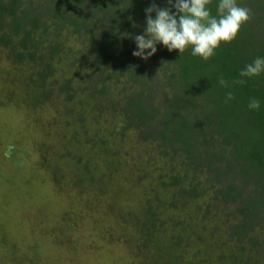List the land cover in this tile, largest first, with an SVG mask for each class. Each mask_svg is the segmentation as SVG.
I'll return each instance as SVG.
<instances>
[{
  "label": "trees",
  "instance_id": "1",
  "mask_svg": "<svg viewBox=\"0 0 264 264\" xmlns=\"http://www.w3.org/2000/svg\"><path fill=\"white\" fill-rule=\"evenodd\" d=\"M153 4L169 7L0 0L7 73L29 111L53 103L60 158L74 168L43 161L69 186L95 188L138 264H264V73L240 76L264 58V0H237L251 18L208 61L162 44L133 56Z\"/></svg>",
  "mask_w": 264,
  "mask_h": 264
},
{
  "label": "rangeland",
  "instance_id": "2",
  "mask_svg": "<svg viewBox=\"0 0 264 264\" xmlns=\"http://www.w3.org/2000/svg\"><path fill=\"white\" fill-rule=\"evenodd\" d=\"M12 68L0 49V264H138L95 188L64 182L60 174L74 165L60 158L56 108L29 111ZM45 154L60 173L46 167ZM105 164L97 162L100 172Z\"/></svg>",
  "mask_w": 264,
  "mask_h": 264
},
{
  "label": "clouds",
  "instance_id": "3",
  "mask_svg": "<svg viewBox=\"0 0 264 264\" xmlns=\"http://www.w3.org/2000/svg\"><path fill=\"white\" fill-rule=\"evenodd\" d=\"M212 0H168V8H159L155 4L145 9V35L134 37L137 50L133 56L149 59L156 54L157 44H162L169 52L178 51L181 55L189 48L193 56L208 61L221 44L232 43L241 27L250 18V10L237 4V0H219L217 16H212L209 5ZM172 8L175 12H172ZM153 12L155 18L153 19ZM264 73V58H256L240 72L241 77L252 78ZM220 85L227 82L220 78ZM238 83H245L244 80ZM227 100L233 99L228 93ZM251 110H259L260 103L252 99L248 105ZM12 146L4 153L11 156Z\"/></svg>",
  "mask_w": 264,
  "mask_h": 264
}]
</instances>
